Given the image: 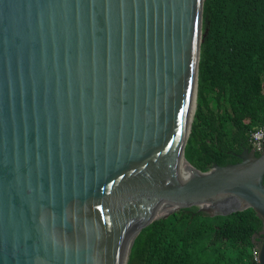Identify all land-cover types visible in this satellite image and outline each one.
Returning <instances> with one entry per match:
<instances>
[{"label": "water", "instance_id": "1", "mask_svg": "<svg viewBox=\"0 0 264 264\" xmlns=\"http://www.w3.org/2000/svg\"><path fill=\"white\" fill-rule=\"evenodd\" d=\"M202 4L0 0V264H126L143 226L194 205L252 208L264 264V149L184 156Z\"/></svg>", "mask_w": 264, "mask_h": 264}, {"label": "trees", "instance_id": "2", "mask_svg": "<svg viewBox=\"0 0 264 264\" xmlns=\"http://www.w3.org/2000/svg\"><path fill=\"white\" fill-rule=\"evenodd\" d=\"M202 32L184 156L205 171L239 160L262 123L264 0H203ZM260 229L250 207L227 214L179 207L139 230L126 264H257L252 250Z\"/></svg>", "mask_w": 264, "mask_h": 264}, {"label": "built area", "instance_id": "3", "mask_svg": "<svg viewBox=\"0 0 264 264\" xmlns=\"http://www.w3.org/2000/svg\"><path fill=\"white\" fill-rule=\"evenodd\" d=\"M248 140L251 148L255 152H259L264 149V113H263L262 123L250 131ZM256 255H257V249L256 247H254L252 250V256L254 261L257 260Z\"/></svg>", "mask_w": 264, "mask_h": 264}, {"label": "bare ground", "instance_id": "4", "mask_svg": "<svg viewBox=\"0 0 264 264\" xmlns=\"http://www.w3.org/2000/svg\"><path fill=\"white\" fill-rule=\"evenodd\" d=\"M191 107H192V105H191ZM179 168H180V171H181V173L183 174V175H185V176H187V175H189L190 173H191V168H190V165L186 162V161H184L183 159H181L180 160V163H179ZM171 207H167V206H161V207H159L157 210H156V212H155V214L156 215H159V214H161V213H163L164 211H166V210H168V209H170Z\"/></svg>", "mask_w": 264, "mask_h": 264}, {"label": "flooded vegetation", "instance_id": "5", "mask_svg": "<svg viewBox=\"0 0 264 264\" xmlns=\"http://www.w3.org/2000/svg\"><path fill=\"white\" fill-rule=\"evenodd\" d=\"M259 239H257L256 241H258Z\"/></svg>", "mask_w": 264, "mask_h": 264}, {"label": "rangeland", "instance_id": "6", "mask_svg": "<svg viewBox=\"0 0 264 264\" xmlns=\"http://www.w3.org/2000/svg\"><path fill=\"white\" fill-rule=\"evenodd\" d=\"M168 208L170 207V206H167Z\"/></svg>", "mask_w": 264, "mask_h": 264}]
</instances>
